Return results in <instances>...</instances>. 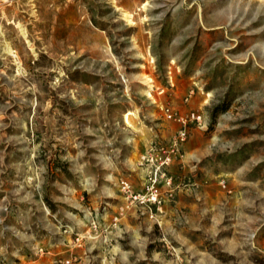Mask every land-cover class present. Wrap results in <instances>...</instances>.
Listing matches in <instances>:
<instances>
[{"label": "rangeland", "instance_id": "obj_1", "mask_svg": "<svg viewBox=\"0 0 264 264\" xmlns=\"http://www.w3.org/2000/svg\"><path fill=\"white\" fill-rule=\"evenodd\" d=\"M0 264H264V0H0Z\"/></svg>", "mask_w": 264, "mask_h": 264}, {"label": "built area", "instance_id": "obj_2", "mask_svg": "<svg viewBox=\"0 0 264 264\" xmlns=\"http://www.w3.org/2000/svg\"><path fill=\"white\" fill-rule=\"evenodd\" d=\"M165 116L168 119L175 120L179 127L177 129L176 138L174 139V145L180 144L183 142L188 134H189V124L194 123L197 126H200L203 123L202 114L198 110H191L186 115L183 114H177L176 112H172L169 108H165ZM168 157L164 159L160 164L167 163ZM160 166L157 168L159 170ZM156 175L157 172L154 173L152 176H148V182L145 186V190L140 193H131L128 197H131L132 200L138 201L140 204H147L148 206L152 205H159L160 204V198H159V191L156 187ZM122 210V207H121Z\"/></svg>", "mask_w": 264, "mask_h": 264}, {"label": "bare ground", "instance_id": "obj_3", "mask_svg": "<svg viewBox=\"0 0 264 264\" xmlns=\"http://www.w3.org/2000/svg\"><path fill=\"white\" fill-rule=\"evenodd\" d=\"M3 1H6V0H3Z\"/></svg>", "mask_w": 264, "mask_h": 264}]
</instances>
